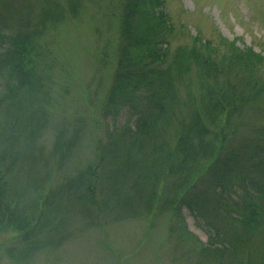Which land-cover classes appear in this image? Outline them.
<instances>
[{"label": "trees", "instance_id": "1", "mask_svg": "<svg viewBox=\"0 0 264 264\" xmlns=\"http://www.w3.org/2000/svg\"><path fill=\"white\" fill-rule=\"evenodd\" d=\"M93 2L96 28L109 31L98 61L110 79L97 101L79 99L72 119L76 84L47 35L90 12L88 0H0L10 12L0 11L4 257L22 264L54 244L75 207L89 223L146 218L151 230L164 218L196 264H264V51L177 28L166 0ZM177 33L188 40L173 48ZM185 208L207 242L188 229Z\"/></svg>", "mask_w": 264, "mask_h": 264}, {"label": "rangeland", "instance_id": "2", "mask_svg": "<svg viewBox=\"0 0 264 264\" xmlns=\"http://www.w3.org/2000/svg\"><path fill=\"white\" fill-rule=\"evenodd\" d=\"M166 1V10L177 28L184 23L191 34L195 35L197 27H200L205 37H213L217 42L220 41L218 35L221 34L231 41L236 40L241 47L252 45L257 51H264V0ZM93 3V0H88L87 10L90 12L82 14L74 22L61 25L58 30H50L48 34L51 37L47 35L49 39L53 38V56L57 67L69 75L71 73L76 84L65 105L67 114H72V119L78 108L83 107L78 102L79 99L87 97L88 100L97 101L107 90L110 79L107 68H101L98 61L99 53L107 51L109 31L108 27L104 28L106 34L102 35L101 30L96 28L93 22ZM102 8L105 9L106 6L103 5ZM36 9L35 6L33 11ZM0 11L6 17L10 13L2 7ZM32 13L29 11L26 15ZM19 14L11 11L16 20L22 17ZM186 40L187 37L181 38L177 33L173 39V48ZM62 111L59 107L45 134L47 148L53 143L55 124L64 117ZM127 116L123 112L118 118L119 123L125 122ZM111 124L113 121L109 119L102 125L103 134L106 133V125L109 127ZM89 136L90 134L84 135L82 140L87 143V148H81L78 153L83 161L89 158ZM74 158L77 160V156ZM70 166L71 164L67 165V168ZM61 208L63 206L59 208L60 211ZM72 211L71 215V210L68 209V222L59 233L56 232L55 243L22 264H196V256L191 252L193 246L181 240L179 234L172 235L164 218L152 223V229L148 230L146 218H133L120 223L101 219L97 223H89L84 222V217L76 213L75 207ZM183 214L188 229L203 242H207L208 233L202 222L187 208L183 210ZM61 217L66 219L65 215ZM7 238L2 237L0 244ZM3 249L0 246V264H19L4 257Z\"/></svg>", "mask_w": 264, "mask_h": 264}]
</instances>
